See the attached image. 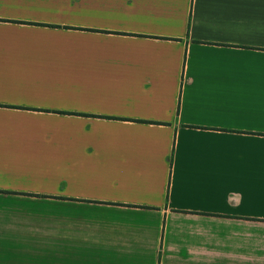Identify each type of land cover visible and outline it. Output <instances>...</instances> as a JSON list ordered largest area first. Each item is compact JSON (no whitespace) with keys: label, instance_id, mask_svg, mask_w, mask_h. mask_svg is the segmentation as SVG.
Returning a JSON list of instances; mask_svg holds the SVG:
<instances>
[{"label":"crops","instance_id":"0c3cea01","mask_svg":"<svg viewBox=\"0 0 264 264\" xmlns=\"http://www.w3.org/2000/svg\"><path fill=\"white\" fill-rule=\"evenodd\" d=\"M0 264H264V0H0Z\"/></svg>","mask_w":264,"mask_h":264}]
</instances>
